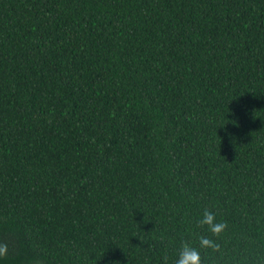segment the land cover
<instances>
[{
  "label": "trees",
  "instance_id": "1",
  "mask_svg": "<svg viewBox=\"0 0 264 264\" xmlns=\"http://www.w3.org/2000/svg\"><path fill=\"white\" fill-rule=\"evenodd\" d=\"M184 242L264 264V0H0V264Z\"/></svg>",
  "mask_w": 264,
  "mask_h": 264
},
{
  "label": "clouds",
  "instance_id": "2",
  "mask_svg": "<svg viewBox=\"0 0 264 264\" xmlns=\"http://www.w3.org/2000/svg\"><path fill=\"white\" fill-rule=\"evenodd\" d=\"M200 227H207V230L213 234H219L226 227L225 224L217 222L215 214L210 211H204L202 218L199 221ZM199 244L202 248H216L218 245L207 236L199 238ZM167 259V258H165ZM174 264H201V253L190 243L184 242L174 260Z\"/></svg>",
  "mask_w": 264,
  "mask_h": 264
}]
</instances>
